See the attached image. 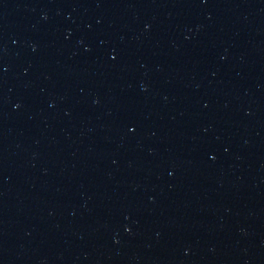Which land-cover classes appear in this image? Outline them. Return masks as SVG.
I'll list each match as a JSON object with an SVG mask.
<instances>
[{
    "label": "water",
    "instance_id": "1",
    "mask_svg": "<svg viewBox=\"0 0 264 264\" xmlns=\"http://www.w3.org/2000/svg\"><path fill=\"white\" fill-rule=\"evenodd\" d=\"M82 1L86 0H0V30Z\"/></svg>",
    "mask_w": 264,
    "mask_h": 264
}]
</instances>
